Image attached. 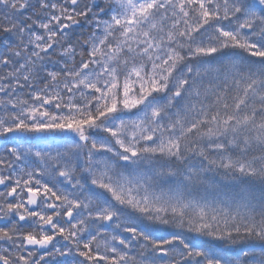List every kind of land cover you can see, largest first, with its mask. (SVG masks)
Masks as SVG:
<instances>
[{
  "label": "snow or ice",
  "instance_id": "1",
  "mask_svg": "<svg viewBox=\"0 0 264 264\" xmlns=\"http://www.w3.org/2000/svg\"><path fill=\"white\" fill-rule=\"evenodd\" d=\"M0 264H264V0H0Z\"/></svg>",
  "mask_w": 264,
  "mask_h": 264
}]
</instances>
